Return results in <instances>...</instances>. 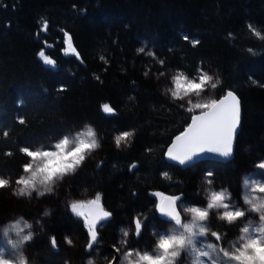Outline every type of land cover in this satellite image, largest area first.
Wrapping results in <instances>:
<instances>
[{
  "label": "trees",
  "instance_id": "16d2710c",
  "mask_svg": "<svg viewBox=\"0 0 264 264\" xmlns=\"http://www.w3.org/2000/svg\"><path fill=\"white\" fill-rule=\"evenodd\" d=\"M43 19L49 20V30L40 31L37 38ZM248 23L264 34V0H0V122L14 125L9 138L0 132V171L21 170L25 158L16 142L39 140L73 125L91 123L103 137L102 147L72 178L69 191L76 196L86 190L89 197L99 192L105 207L113 211L114 219L101 229L100 255L109 258L114 251L111 245L122 237L121 229L131 226L136 212L152 207L153 190L184 191L205 201L204 171L161 159L162 146L182 130L190 114L171 105L163 94V83L158 87L153 74L159 66L151 57L137 53L147 41L148 48L155 44L157 55L168 57L174 68L194 74L201 60L211 65L223 82L212 91L215 98L231 88L241 100L243 116L234 159L202 163L214 171V186L230 184L235 196L241 170L264 159V41L251 33ZM60 28L71 33L86 66L71 53L62 52L66 38ZM229 32L233 37H228ZM182 34L189 40H183ZM192 39L200 43L193 47ZM249 47L255 54L247 51ZM42 48L58 68L45 65L38 57ZM101 55L110 63L101 61ZM149 68V77H144ZM94 74L101 79L96 80ZM60 84L68 87L58 91ZM21 98L25 104L18 107ZM104 103L117 108L119 115L104 114ZM17 113L25 117L26 125L15 123ZM133 128L131 143L117 149L114 136ZM148 147L151 153L145 151ZM8 150L14 155L5 156ZM101 160L104 164L97 167ZM136 160L141 167L133 174L128 165ZM162 170L169 171L170 181L159 176ZM45 207L51 213L44 221L46 234H40L27 249L30 259L40 264L65 259L84 264L86 237L78 219L65 205ZM10 212L8 193L0 189V229ZM214 227L222 229L215 219ZM229 231L234 235L236 229ZM67 232L76 234L73 246L64 243ZM53 235L58 251L50 245ZM150 240V232H145L141 245Z\"/></svg>",
  "mask_w": 264,
  "mask_h": 264
},
{
  "label": "snow or ice",
  "instance_id": "6c2138e0",
  "mask_svg": "<svg viewBox=\"0 0 264 264\" xmlns=\"http://www.w3.org/2000/svg\"><path fill=\"white\" fill-rule=\"evenodd\" d=\"M49 25V20L43 19V27L36 33L37 38L40 31L47 33ZM247 28L264 41V34L252 23H248ZM59 30L66 38V47L62 52L71 53L79 64L86 66L71 33L66 28ZM228 37H233V33L229 32ZM182 39L188 41L189 36L182 34ZM47 43L44 41L45 45ZM199 43L198 39L191 40L193 47ZM155 49V44L149 49L145 41L144 46L136 51L151 57L153 64L159 66L153 74L158 87L163 83V94L171 105L190 114V120L184 122L182 130L169 137L162 146L161 159L166 158L178 166H184L199 160L205 153L231 157L241 122L240 99L236 92L229 88L222 96L215 98L212 91L218 86L222 87L223 82L219 72L211 71V65L201 60L192 74L184 68L172 67L168 57L157 55ZM172 50L168 48L169 52ZM247 51L255 54L251 47ZM37 55L45 65L58 68L57 61L47 55L43 48ZM99 59L105 64L110 63L103 55ZM104 70L107 71V68ZM150 72L151 68L144 71V77H149ZM95 79L101 78L95 75ZM253 83L257 82L253 80ZM67 87L60 84L57 90L64 91ZM24 104L23 98L17 101L18 107ZM101 107L109 117L119 115L117 108L110 103H104ZM15 123L26 125L27 122L23 115L17 113ZM12 126L11 122L8 126L0 122L3 138H9ZM134 133L133 128L115 135V147L121 149L122 142L123 146L129 145ZM102 140L99 130L86 122L80 127L73 125L39 140L23 144L16 142L19 153L25 158L24 162L21 170L15 173L0 171V189L11 190L14 196L26 198L29 202L58 196L61 182H67L69 177L86 166L87 159L102 147ZM145 151L151 153L153 149L148 147ZM4 155L11 157L14 151L8 150ZM104 162L99 161L97 167ZM140 167L141 162L136 160L128 165V171L135 174ZM159 176L169 181L172 179L167 170L160 171ZM249 176L258 178L249 179ZM214 177L211 169L203 173V182L210 186L206 189L205 201L189 197L184 191L167 194L153 190L150 193L152 207L136 212L131 218V226L121 229L122 237L111 245L114 251L110 258L103 257L105 264H264V159L259 160L254 165V171L243 179L242 202L235 199L228 188L215 190ZM65 207L70 209L85 230L84 264H97L102 243L101 229L106 226L102 222L114 219L113 211L105 207L99 192L91 198L67 200ZM50 214L46 209L42 216L34 217L32 223L20 216L0 229L4 238L0 246V264H34L27 253L37 236L34 225L39 227L41 234H46L43 218ZM214 219L219 221L222 229L214 227ZM232 228L236 229L234 235L229 231ZM145 232H150L153 240L142 246ZM12 233L15 234L14 238ZM64 240L68 245L74 243L69 236H65ZM49 241L51 247L58 251L57 238L50 236Z\"/></svg>",
  "mask_w": 264,
  "mask_h": 264
},
{
  "label": "rangeland",
  "instance_id": "374dc122",
  "mask_svg": "<svg viewBox=\"0 0 264 264\" xmlns=\"http://www.w3.org/2000/svg\"><path fill=\"white\" fill-rule=\"evenodd\" d=\"M212 95L214 96L213 93H212ZM122 145H123V142H122ZM96 152H97V150H96ZM96 152H95V154H96ZM94 155L87 159L86 164L90 160L94 159V157H95ZM259 160H261V159H259ZM257 162H252L246 168H243L241 170V172H240L238 193L234 196V198L237 199V200H240L241 202H242V195H243V179L245 178V176L247 174L252 173L254 171V165ZM202 163H199L196 166L199 169V171L202 170L201 172L203 173V171H205L207 169H205V166H203ZM74 176L69 177L67 179V182H61V187L58 190V196H56V195L50 196L47 199L41 198L39 201L33 200V201L29 202L26 198H18L16 196H14L12 194L11 190H6L7 193H8L9 201H10L11 212H10L9 217L6 219V223H5L4 226L8 225L10 221H12V220H14L16 218H19L20 216H23L25 220H27L30 223H32L34 217H40V216L43 215V214L40 215L42 212H39V211L40 210L41 211H43V210L45 211V209L47 207V206L45 207L46 204H51V205H54V206L55 205L56 206H62V205H65V202L67 200H70V199L91 198V197L88 196V193L83 191V190L76 196L69 191L70 182H71V180H72V178ZM248 178L252 179V178H258V177L249 176ZM209 187L210 186H208L207 189ZM213 187L215 188V190H221L222 188H228L229 191L231 193H233L232 192L233 188H232V186L230 184L226 185V186L219 185V186H213ZM44 207H45V209H44ZM26 210L28 212H31V213L30 214H26V212H25ZM44 211H43V213H44ZM45 219H46V217L43 218V222L45 221ZM252 219H257V217H253ZM102 223H104V222H102ZM34 230L37 232L36 238H41L42 236L40 235L41 233H40L39 227L34 225ZM25 231H27V230H25ZM11 235L13 236V238L15 237L14 233H12ZM65 236H69L73 241L76 242V234L74 232H71V233L67 232V233L64 234V237ZM152 240H153V237L151 236L150 243L152 242ZM3 243H4V238H3V236H0V246H2ZM64 243L67 246H73L74 245V243H73V245H68L65 242V240H64ZM122 251H123V249H122ZM103 257L104 256H101L99 254V257L96 258L97 259V264H105V261L103 260ZM34 264H40V263H34ZM47 264H71V263L65 259V260H54V261L49 260Z\"/></svg>",
  "mask_w": 264,
  "mask_h": 264
},
{
  "label": "water",
  "instance_id": "95a60500",
  "mask_svg": "<svg viewBox=\"0 0 264 264\" xmlns=\"http://www.w3.org/2000/svg\"><path fill=\"white\" fill-rule=\"evenodd\" d=\"M240 106H241V122H240V126L237 130V136H236V140H235V145H234V154L229 157V158H223V157H220L216 154H213V153H205L203 154L199 160H196V161H193V162H190L188 165H184V166H179V167H182V168H186L188 166H191L195 163H199V162H202V161H216V162H222V163H225V162H229V161H232L235 157V153H236V148H237V140H238V136H239V133H240V130H241V124H242V104H241V101H240ZM170 163L178 166L176 164V162L174 161H169Z\"/></svg>",
  "mask_w": 264,
  "mask_h": 264
}]
</instances>
